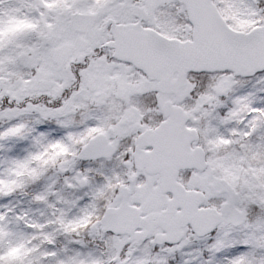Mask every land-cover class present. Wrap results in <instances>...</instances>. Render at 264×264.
I'll use <instances>...</instances> for the list:
<instances>
[{"label": "snow or ice", "instance_id": "snow-or-ice-1", "mask_svg": "<svg viewBox=\"0 0 264 264\" xmlns=\"http://www.w3.org/2000/svg\"><path fill=\"white\" fill-rule=\"evenodd\" d=\"M0 264H264V0H0Z\"/></svg>", "mask_w": 264, "mask_h": 264}]
</instances>
